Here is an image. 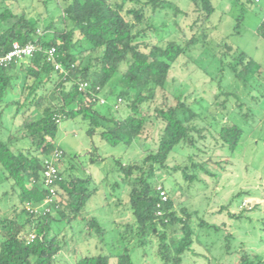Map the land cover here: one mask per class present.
I'll return each mask as SVG.
<instances>
[{"label":"trees","instance_id":"16d2710c","mask_svg":"<svg viewBox=\"0 0 264 264\" xmlns=\"http://www.w3.org/2000/svg\"><path fill=\"white\" fill-rule=\"evenodd\" d=\"M44 2V12L32 17L18 0H0V55L16 41L41 47L27 58L0 66V124L5 127L4 112L15 106L14 117L21 113L24 133L20 138L11 133L7 140H0V185H8L2 193L7 206L0 214V264H110L113 256L116 264H136L131 250L146 246L155 250L161 264H184L186 255L195 253L197 227L211 224L198 207L176 204L173 194L178 188L173 185L169 191L158 183L159 173L179 171L190 189L217 176L209 165L219 168L228 161L217 151H234L244 134L236 122L213 121L218 107L225 105L219 103L220 97L235 95L223 84L221 73L229 67L264 97L261 63L227 38L213 36L216 8L212 0H190V11L173 0ZM254 2L258 3L235 0L241 5L236 32L247 6ZM171 11L180 18L169 25L163 19ZM156 17H163L160 25L154 22ZM259 31L264 36V19ZM199 45L214 46L221 55V67L213 76L199 63L202 52L192 59ZM51 47L56 49L55 60H49L46 53ZM182 58H191L210 77L213 100L195 88L185 94L169 89L170 74ZM56 62L60 70L55 68ZM82 82L88 86L80 90ZM111 97H115L112 104ZM121 103L127 114L118 108ZM98 105H108L109 111H100ZM207 113L212 117L209 120ZM64 119L87 121V133L99 132L102 140L113 146L122 144L125 150L148 128L158 129L155 146H145L128 161L116 158V178H104L110 187L105 204L116 209L113 221L121 241L116 255L81 249L76 239L79 229L74 225L81 226L86 235L96 233L102 239L108 222L91 213L103 181L97 182L93 173L80 172L73 164L60 167L66 161L57 134ZM24 138L28 143L21 144L19 140ZM183 147L190 149L186 160L171 166L170 157ZM205 148L212 150L208 160ZM57 150H62L56 159L62 178L56 184V202L49 213L31 212L28 204L38 207L45 202L44 161ZM94 154L90 162L101 158L96 151ZM159 184L169 196L160 208ZM126 215L127 219H120ZM54 221L66 226L56 230ZM31 234H35L32 240ZM253 257L243 254L236 264H264V257Z\"/></svg>","mask_w":264,"mask_h":264},{"label":"rangeland","instance_id":"374dc122","mask_svg":"<svg viewBox=\"0 0 264 264\" xmlns=\"http://www.w3.org/2000/svg\"><path fill=\"white\" fill-rule=\"evenodd\" d=\"M18 1L22 7L27 8L32 17L45 10V0ZM212 1L216 8L212 16L216 27L213 36L219 39L227 38L235 47L261 63L264 69V36L259 31L260 23L264 19V0L247 6L238 27L239 32H236L235 26L241 14V5L235 3V0ZM173 2L179 4L182 9L191 10L190 0H173ZM176 17L179 19L180 15L174 16L171 11L166 16L167 19L156 17L154 22L156 25H160L163 19L171 25ZM199 47L200 49H198ZM199 47L192 53V59L202 52L199 56V63L204 66L210 76L215 75L221 67V55L214 46L199 45ZM192 59L182 58L174 66L168 83L169 89L176 94H185L195 88L199 92L204 91L208 99L213 100L215 91L208 83L210 77L205 75L198 68L200 66ZM221 74L223 84L235 95L220 97L219 103L224 101L225 105L218 107L216 119L212 120L217 123L232 121L242 126L244 134L237 148L234 151L229 148L218 150L217 153L226 156L228 161L222 162V167L219 168L209 165L216 171L217 176H207L208 180L205 183L199 182L191 189L187 187V183L179 171L171 169L169 173H159L158 183H162L169 191L173 185L178 188L173 194L176 204L198 207L203 218L211 224L203 228L197 227L198 240L194 245L195 253L187 254L184 264H236L240 261L241 256L247 253L251 258L256 254L264 257V97L259 96L260 91L254 84L244 83L235 76L229 67H226ZM109 102L110 104L114 103L115 97H111ZM97 107L104 113L109 111L108 105H98ZM123 107V103L118 105L122 114L127 112V109H123ZM211 110L214 111V109ZM16 111L15 106H10L4 112L2 119L5 127L0 124V140H7L11 133H14L16 138L24 135L21 113L15 118ZM207 115L209 116L208 120L212 118L208 113ZM88 128L87 121L77 119L61 121L57 144L64 151L66 162L65 164L61 162L60 167L62 169L65 165L73 164L79 168L80 172L93 173L97 182L103 181L99 193L91 205L93 209L91 213L102 222H108L106 224L103 222L107 232L101 239L96 233L86 235L84 231H80L81 226L74 225L79 229L76 232V239L81 249L91 250L94 254L109 252L116 255L121 250V241L113 221L116 209L114 205L105 204V196L109 195L110 187L104 178L107 175L111 180L116 178L117 172L114 170L116 158L121 157L123 161H128L139 154L145 146H155L158 129L153 131L148 128L144 136L138 138L133 146L125 150L122 144L113 146L102 140L99 132L90 135L87 133ZM210 141L214 142L215 140L210 138ZM19 142L25 144L28 143V139H20ZM95 151L101 155V158L90 162V157L95 156V154L92 155ZM206 151L205 159L208 160L212 150L209 148ZM188 153H190L189 148H179L170 157L171 166L182 164ZM219 157L216 159L222 158ZM223 159L225 158L223 157ZM7 186V184L0 185V214L6 210L7 201L2 193L7 189ZM127 199L128 197L124 193L123 201ZM128 216L120 219L125 220ZM52 225L56 230L66 226V224L57 221L52 222ZM67 227L71 228L70 225ZM131 255L136 264H161L151 246L135 247L131 250ZM110 264H116L115 256L111 258Z\"/></svg>","mask_w":264,"mask_h":264},{"label":"built area","instance_id":"2783aa9c","mask_svg":"<svg viewBox=\"0 0 264 264\" xmlns=\"http://www.w3.org/2000/svg\"><path fill=\"white\" fill-rule=\"evenodd\" d=\"M256 1L259 2L260 0H256ZM38 49H41V47L35 44L34 42H27L25 44H22L16 41L13 43L12 48L9 51L0 55V66L8 65L15 60L27 58L28 56L33 55L34 52L37 51ZM55 52L56 49L54 47H51L46 51L49 60H55ZM55 68L60 70L61 69L60 64L56 62ZM87 86H88L87 82H82L79 85V89L80 90L85 89ZM100 102L104 103L105 99L102 98ZM61 155H62V150H57L54 153V155L45 159L43 174H44V184L48 189V194L45 199V202L41 206L32 207L29 204L27 205V208L31 212L37 214L40 213L46 214L52 211L53 209L52 204L56 202V198H57L56 184L62 178L59 174V170L56 164V159ZM158 190L160 193V202L158 203V207L160 208L162 204L168 200L169 196L166 189L163 188L162 185L158 186ZM158 212L161 213L160 210ZM34 237L35 234L30 235L31 240L34 239Z\"/></svg>","mask_w":264,"mask_h":264}]
</instances>
